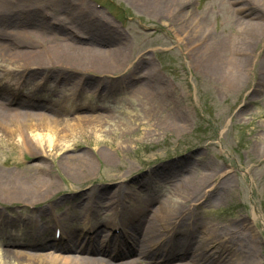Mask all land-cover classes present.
I'll list each match as a JSON object with an SVG mask.
<instances>
[{
  "label": "bare ground",
  "instance_id": "6f19581e",
  "mask_svg": "<svg viewBox=\"0 0 264 264\" xmlns=\"http://www.w3.org/2000/svg\"><path fill=\"white\" fill-rule=\"evenodd\" d=\"M28 1L31 5L22 7L20 0H0V12L4 18L0 19V68L5 72L4 77H0V141H14L19 152L25 154V161L38 157L35 162L23 163L9 157L10 150L0 149V198L9 202H5L7 206L3 205L5 210H0V264H258L255 258L258 240L254 227L256 218L260 217L264 224V217L256 208H253L251 219L242 217L223 224L194 217V210L203 203L211 201L212 197L222 200L234 186L233 176L221 164L211 160L205 162L209 173L197 170L192 163L186 164V159L152 169L155 177H159L156 182L162 181L164 186H152L146 179L139 180L136 183L143 186L140 189L145 191L144 194L135 191L136 187L132 185L129 188L119 186L109 195L106 188L83 191L75 202L70 203L72 209H76L71 210L75 215V226L68 224L72 216L70 212L63 217L45 214L48 206L36 210L35 207L45 202L59 187L56 177L49 174L45 160L52 157L59 159L57 165L69 174L74 172L79 175L77 172L90 170L93 160L89 153L67 152L76 146V132L84 134L88 129H93L96 135H100L98 131L110 117H101L96 112L98 108L93 111L94 107L103 105L102 102L85 108L90 111L87 114L78 111L80 108H76L74 102L67 105L57 100L51 105L41 104L33 101L30 94L23 99L20 87L33 84L34 96L41 101L49 100L56 94L62 99L70 90L71 97H74L81 87L90 88L93 80L89 76L85 82L79 81V78L75 81L74 77L80 71L73 73L68 68H78L80 63L86 64L87 68L88 63L104 67L108 64L107 58L111 57L107 53L105 55L104 51L108 55L113 51L117 57L125 49H103L104 44L110 41L111 31L101 23L86 24L81 16L77 21L69 20L81 30L85 29L82 32L85 40L72 32L65 35L63 30L67 29L68 21L64 27L47 26L44 24L46 15H42L46 6L41 0ZM134 1L158 10L173 4L170 0ZM176 1L180 5L188 2ZM243 1L249 10L264 17V0ZM62 3H58V6L65 8ZM15 16H23L26 23L19 28L20 31L10 32L17 36V39H11L9 32L4 31H8L6 25H13L11 21L16 22L13 19ZM240 23L241 28L234 41L240 57L234 58L233 69H224L222 78L230 86L240 85L245 70L254 62L252 47L264 34L262 21L240 19ZM188 27L190 24L184 20L182 28L184 31L188 29L190 36L200 29V26ZM47 29L51 36L41 40L33 38L35 32ZM57 30L62 32L64 38L55 36L54 31ZM85 42L89 44L85 46ZM112 45L111 41L109 47ZM212 47L211 54L200 52L201 47L193 57L201 67L206 66L205 70L212 77L218 79L221 74L219 65L223 60L220 47L214 44ZM259 61L261 66L256 82L259 88H254L240 114L264 88V51ZM2 74L0 70V76ZM41 77H44L43 82H40ZM62 83H72L73 87H64L63 91ZM143 86L139 85L138 91L145 92ZM105 88L112 91L108 84H105ZM2 99L6 102L1 103ZM43 109L53 113H46ZM172 125L175 129L183 128L179 120H174ZM258 138L254 150L264 155V138ZM101 154L105 159L111 157L107 152ZM255 169L256 164L249 167L248 172ZM59 201L66 204L70 198L63 197ZM18 203H22L20 210L11 209ZM188 203L190 208L186 207ZM79 205L90 214L95 213V220L79 211ZM38 217L48 220L49 226L37 222Z\"/></svg>",
  "mask_w": 264,
  "mask_h": 264
},
{
  "label": "rangeland",
  "instance_id": "374dc122",
  "mask_svg": "<svg viewBox=\"0 0 264 264\" xmlns=\"http://www.w3.org/2000/svg\"><path fill=\"white\" fill-rule=\"evenodd\" d=\"M85 1L41 0L46 6L42 15L43 11L50 14L44 24L49 26L52 21L57 20L66 24L68 21L63 34L68 35L71 30H77L82 35L81 40H85L86 36L82 33L85 29L83 31L76 23H71L73 20H79L78 16L83 17L86 24L95 23L93 16L86 11ZM96 1L105 4L120 17H131L125 28L116 26L115 38L110 37L115 45L118 43L125 47L126 57H116L117 54L113 51L108 55V52L104 51L105 55L107 53V56H111L107 58L108 64L104 67H96L90 63L88 68L86 64L80 63L78 66L82 67L80 70L84 76H90L93 80L92 90L98 88L100 82H106L112 87V92H102V98L110 102V108H101L100 104V107L93 109L96 111L98 108L96 112L101 114V117L109 116L111 122L110 119L104 121L98 131L100 135H96L93 129H88L84 134L76 132L77 147H71L67 152L90 153L94 161L90 170L77 172L79 175L74 172L69 174L58 166L59 159L53 157L52 162L45 160L49 174L55 176L59 182L58 192H55L50 200L54 205L60 204L61 208H56V212H62L61 216H66L69 212L75 216L71 210L76 209H72L71 204L78 199L84 188L90 189L92 185L101 184L113 189L115 182L122 176L128 177L130 183L135 179H156L155 175L147 176L148 167L151 166L146 164L149 159L154 162L156 160L157 163L186 159L187 164L191 162L202 172L205 160H212L230 171L234 179L232 190L228 191L222 200H214L212 197L211 201H207L196 211V219L222 224L240 215L251 217L253 208L261 212L263 218L264 155L257 153L254 146L259 136L264 138V88L255 96L256 103L250 102L242 114L240 108L246 104L253 89L259 88L256 82L261 61L258 59L262 57L260 51L264 46V34L258 44L252 47L256 52V59L245 70L240 85L230 86L222 78L224 69H233L234 58H239L234 41L237 39L236 33L241 28V23L229 0H188L183 5L176 0H170L173 4L162 10L153 6L149 9L134 0ZM60 2H63L65 8L58 6ZM20 4L27 7L31 2L20 0ZM37 8L39 9V6ZM253 13L257 14L254 11ZM258 16L264 19L263 16ZM64 17L66 18L62 21ZM38 18L40 17L37 14ZM0 19L4 20L3 17ZM13 19L16 22L11 21L12 26L7 23L5 29L8 31L4 33L9 32V38L17 39L16 34L10 32L20 31L19 28H23L26 20L23 16H15ZM184 20L190 24L188 28L200 26L195 35L190 36L188 29L184 31ZM35 33L33 38L40 40L52 34L49 29ZM54 33L57 38H64L62 32L57 30ZM193 42L199 45L190 49ZM84 44L87 46L89 43ZM213 44L217 48L220 47L223 60L219 65L221 74L218 79L212 77L208 71L206 74V66L201 67L193 57L195 51L201 47L200 52L208 55L213 51ZM150 70H153L155 75L150 76ZM141 84L144 85L142 88L145 92L138 91ZM29 87L34 89L31 85ZM29 87L25 89L27 92ZM89 94L92 93H84L77 105L81 112L87 114L90 111L85 108L96 102ZM58 96L53 98L59 99ZM62 102L70 103L67 96ZM111 107L114 108L111 110ZM178 119L179 123L183 124L182 129H175L174 124L172 125L174 120ZM2 147L11 152L16 149L14 141L11 140L0 141V149ZM11 152L8 155L14 158L15 153ZM101 152H107L111 157L105 159ZM36 160L37 158L33 157L30 162ZM253 163L256 164V169L248 172ZM63 196L69 197L70 202H54ZM18 205L14 209H19L22 204ZM53 212L47 211L45 214L53 215ZM255 223L254 232L259 241L255 258L258 264H264V224L260 217L256 218ZM43 224L47 225L46 222Z\"/></svg>",
  "mask_w": 264,
  "mask_h": 264
}]
</instances>
